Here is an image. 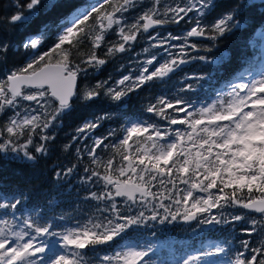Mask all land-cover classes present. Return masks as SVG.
Listing matches in <instances>:
<instances>
[{"label": "snow or ice", "instance_id": "obj_1", "mask_svg": "<svg viewBox=\"0 0 264 264\" xmlns=\"http://www.w3.org/2000/svg\"><path fill=\"white\" fill-rule=\"evenodd\" d=\"M68 2L13 0L8 14H0V57H6L11 50L9 31L20 37V47L31 55L22 67L0 79V115L7 120L0 127V152L22 154L33 165L49 154L56 126L75 105L94 102L101 96L127 104L132 94L165 81L187 63V49L200 51L199 43H189V38L218 41L241 26L238 8L211 24L203 23L215 6L214 0H151L150 6L131 23L125 13L142 0H102L66 12ZM106 5H111L110 10ZM52 15L57 19L51 20ZM186 18L193 26L182 36L150 33ZM110 32L119 39L106 43ZM142 33H149L147 39L156 43L142 49L150 58L139 62L134 73L122 75L115 86L101 81L92 87H79L82 74L107 63L97 55V49L103 46L104 57H115L130 51ZM53 34L55 40L44 50ZM86 45L88 51L83 50ZM160 48L167 57L152 51ZM170 48H178L179 53L173 55ZM206 50L211 51V47ZM194 59L209 62L205 55ZM226 59L227 55L221 54L212 62L220 64ZM192 88L187 84L182 91ZM230 88L204 105H194L182 97H155L145 111L170 126L182 127L162 130L154 121L129 120L118 143L111 145L113 155L107 159L100 157L97 149L109 147L105 144L108 137L95 139L87 150L95 168L83 170L90 173L88 181L95 177V182L104 186L103 191L90 193L91 199L105 202L104 208H97L99 218L57 231L51 222L22 219L17 214L20 198H0V264H152L153 246L122 244L125 234L150 221L163 224L178 218L208 226L242 222L250 225L242 231L257 239L241 240L238 250L222 243L210 244L182 256L175 264H264V73ZM24 102L31 103L25 106ZM104 118L85 122L76 129L77 133L97 129ZM34 136L39 138L36 143ZM71 146L65 144L64 150ZM76 151L79 156L81 149ZM74 170L75 165L56 172V178ZM117 198L126 205L123 211ZM230 209L247 212L233 214ZM252 213L259 214V218ZM104 246L114 250L101 255ZM221 254L222 259H213ZM90 255L94 261L87 259Z\"/></svg>", "mask_w": 264, "mask_h": 264}, {"label": "trees", "instance_id": "obj_2", "mask_svg": "<svg viewBox=\"0 0 264 264\" xmlns=\"http://www.w3.org/2000/svg\"><path fill=\"white\" fill-rule=\"evenodd\" d=\"M101 2L102 0H69L65 11ZM167 2L172 3L173 0H167ZM177 2L182 3L183 0H177ZM150 3L151 0H142L138 7L125 13L128 22L131 23L136 16L150 6ZM12 4L13 0H0V14L7 15ZM214 5L206 14L203 23L211 24L231 9L238 8L237 19L240 21V28L233 29L218 41L197 37L189 38V43H199L200 51L187 49L188 56L185 57L188 60L187 63L180 65L175 73L165 78V81H157L153 86H145L144 90L132 94L131 100L127 104L101 96L94 102L75 105L73 110L66 114L62 118V122L56 126L54 131L56 138L49 142V154L39 159L37 164L33 165L32 162L26 161L22 154L17 156L11 152H0V198H20L22 202L21 205H18L19 212L17 214L22 219L32 217L41 224L51 222L57 231L74 227L77 222L83 224L89 219L99 218L100 213L97 208H104L105 202L91 199L90 193L93 191L99 193L104 190V186L102 182L96 183L97 178L95 177L92 178V181H88L86 178L90 173L83 170L85 167L95 168V165H91V158L87 155V150L92 147L95 139L108 137L105 144L109 147L102 146L97 149V154L103 159H107L113 155L111 145L118 143L124 134L123 128L129 120L139 118L149 122L154 121L161 125L162 130L168 127H182L170 126L167 121L147 113L145 108L149 101H153L160 95H168L182 97L194 105L210 104L218 96L231 91L230 85L237 84L238 79L246 78V76H240L245 73L257 72L261 64L264 63V36L261 35V30L264 29V2L262 0H214ZM246 5L247 7H245ZM105 7L110 10L111 5ZM193 15L189 14V16ZM50 19L56 20L57 17L52 15ZM191 26H193L192 21L186 18L179 24H167L165 28H159L150 33L153 35L159 31L161 36L166 37L170 32L173 35L182 36ZM20 31L23 33L24 29ZM7 35L11 50L6 57H0V79H3L11 70L22 67L31 59V55L20 47L18 43L20 37L11 31ZM148 35L149 33H142L130 51L119 53L112 58L103 56L106 51L105 47L97 49V55L107 59V63L98 70L89 68L87 74H82L80 77L79 87L82 89L92 87L101 81H107V86H115V82L122 75L134 73L139 62L150 58V55L144 53L142 49L148 47L150 43H156V41H149ZM118 39L117 35L110 32L106 36V43ZM54 40L55 35L53 34L44 50H47ZM171 43L180 44L182 41H172ZM208 47H211V51L206 50ZM83 50L88 51V46L86 45ZM169 50L173 55L179 53L178 48ZM152 51L167 57L163 48L152 49ZM221 54H226L227 59L220 64L213 63L212 58L219 57ZM201 55L208 56L209 62L194 59ZM187 84H192L193 88L182 91ZM29 103L31 102H24L25 106ZM11 114L12 112L9 110L8 115ZM97 117H106L100 121V127L84 134L77 133L78 127L87 121H95ZM6 122V117L0 115V127ZM110 132L114 134L109 136ZM77 136L80 138L73 139ZM33 140L34 143L38 142V136H34ZM23 142V138H21L20 143ZM65 144L72 146L65 151ZM77 148L81 149L79 156ZM116 159L118 161L119 157L117 156ZM73 165H75L73 173L61 176L59 179L56 178V172H62ZM181 187L183 186L181 185ZM116 202L123 211L126 207L123 199L117 198ZM229 211L233 214L247 212L243 209H230ZM0 214H2V210H0ZM250 215L259 218V214L252 213ZM8 218L11 219V217ZM179 220L178 218L163 224L150 221L149 225L130 229L121 243L139 247L152 245L155 249L152 263L172 264L182 256L206 248L210 244L222 243L226 248L232 246L238 250L241 240L255 241L257 239L255 235L249 237L242 231L243 228L250 227L242 222L208 226L200 225L197 221L193 224H183ZM202 226L207 227L202 229ZM196 227L199 231L194 230ZM113 250L114 248L104 246L99 254H110ZM230 255H232L231 252ZM222 258V254L213 257L218 260ZM87 259L94 261L95 257L90 255Z\"/></svg>", "mask_w": 264, "mask_h": 264}, {"label": "rangeland", "instance_id": "obj_3", "mask_svg": "<svg viewBox=\"0 0 264 264\" xmlns=\"http://www.w3.org/2000/svg\"><path fill=\"white\" fill-rule=\"evenodd\" d=\"M153 35H155V33H154ZM263 48H264V47H263ZM262 73H264V63L261 64V67H260V69L258 70V72L254 73V74H251V75L247 76L246 78L238 79V80H237V83H240L241 80H243V82H248L250 79H254V78H255V79H258ZM240 77H245V75L243 74V76H240ZM206 227H207V226H202V229H203V228H206ZM152 264H154V263H152ZM172 264H175V262L172 263Z\"/></svg>", "mask_w": 264, "mask_h": 264}, {"label": "water", "instance_id": "obj_4", "mask_svg": "<svg viewBox=\"0 0 264 264\" xmlns=\"http://www.w3.org/2000/svg\"><path fill=\"white\" fill-rule=\"evenodd\" d=\"M166 25L162 26V27H165ZM154 30V29H153ZM183 221V220H182ZM189 222H192V221H189Z\"/></svg>", "mask_w": 264, "mask_h": 264}]
</instances>
